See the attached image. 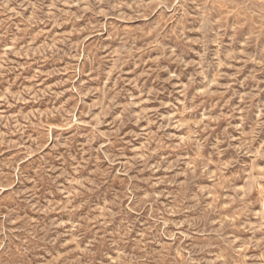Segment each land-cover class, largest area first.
Here are the masks:
<instances>
[{
    "label": "rangeland",
    "instance_id": "obj_1",
    "mask_svg": "<svg viewBox=\"0 0 264 264\" xmlns=\"http://www.w3.org/2000/svg\"><path fill=\"white\" fill-rule=\"evenodd\" d=\"M0 264H264V0H0Z\"/></svg>",
    "mask_w": 264,
    "mask_h": 264
},
{
    "label": "bare ground",
    "instance_id": "obj_2",
    "mask_svg": "<svg viewBox=\"0 0 264 264\" xmlns=\"http://www.w3.org/2000/svg\"><path fill=\"white\" fill-rule=\"evenodd\" d=\"M117 53V52H116ZM257 116V115H256ZM75 118V117H74ZM258 153V152H257ZM184 173V172H183Z\"/></svg>",
    "mask_w": 264,
    "mask_h": 264
}]
</instances>
